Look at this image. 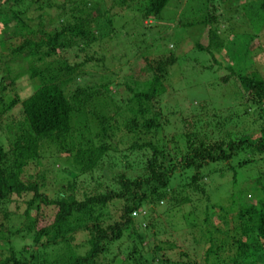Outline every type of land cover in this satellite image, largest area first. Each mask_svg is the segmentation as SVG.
<instances>
[{
	"label": "trees",
	"instance_id": "1",
	"mask_svg": "<svg viewBox=\"0 0 264 264\" xmlns=\"http://www.w3.org/2000/svg\"><path fill=\"white\" fill-rule=\"evenodd\" d=\"M145 1L144 5L137 8L139 16L143 19H157L169 2ZM46 2L48 0H0V25L4 27L2 31L12 38L20 39L16 45H11L8 56L0 60V69L4 71L1 73H5V76L0 78V93L8 90L5 84L7 79V86H15L16 81L23 75L31 82V91L23 99L14 97L5 103L0 96V119L19 105L13 141L6 142L4 146L0 140V242L9 246L8 238L15 236L28 238L30 241L28 248L24 247L17 253L20 254L17 258L11 249H7L8 254L5 256L0 253V264H33L30 260L32 246L45 250L55 243L65 245L67 237L80 231L89 236L87 243L90 248L85 255L69 256L66 260L63 257L49 260L44 254L37 264H96V259L106 252V245L120 240L122 230L133 223L131 214L140 209L146 197L143 189L147 188L150 193V204L167 201L166 191L170 180L176 177V174H185L181 189L203 197L205 193L200 186L204 178L201 174L202 168L219 163L227 164L239 153L247 150L264 153V123L259 114V136L254 139L250 135L233 139L226 133L224 138L210 142L204 141V138L198 137L192 130L195 123H188V129L192 131L183 135L184 146L182 150H178L180 160L176 159L173 163L176 150L169 151L167 143L164 145L160 142L159 145L158 141L162 136L156 138L161 131L160 114L154 108L143 109V106L139 105H142L143 101L154 102L162 93L164 87L163 84L161 86V81L165 79L167 68L174 63V58L164 55L160 58H140L144 71L141 74V69L136 70V76L146 75L150 79L147 83L151 93L133 91L125 86L129 95L125 102L129 116L121 118L119 107L108 110V102H103L108 94V84H100L96 88L76 84L85 74L84 67L87 64L101 61V58L93 60L95 52L88 55L84 51L96 42L93 32L96 31L98 20L103 19V25L109 27V16L92 15V7L86 9L85 1L80 0L71 4L68 10L63 6L59 8L62 14L58 16L60 18L56 20L57 25L51 32L37 33L36 29L45 19L42 5ZM124 7L127 9L128 5L124 4ZM258 9L264 10V0L258 4ZM203 10L205 14L202 19L207 23V41L205 47L198 48L206 52H209L210 47L219 50L223 43L212 28L216 22L215 17L207 12L205 5ZM34 20L37 24L32 27L29 24ZM90 22L93 23V29H90L91 24L88 25ZM71 48H76L82 55L72 64L65 57V51ZM136 66L135 63L133 69ZM244 68L241 65L229 67L230 75L224 82L232 78L241 93L247 94L245 102L262 111L260 107L264 104V81L257 71L245 73ZM110 102L112 103V100ZM112 106L114 105L111 104L110 107ZM217 124L216 127L219 128ZM115 133H119L120 142L125 139L129 143L126 151H144L147 154L139 163V167L137 163L132 166L121 163V166L124 164L129 170L138 167L136 170L143 169L145 173L133 179L125 175L119 176L116 179L119 190L115 193L84 194L81 200L76 199L75 193L84 187L83 183L77 181V175L83 177L92 173L100 168V163L108 152L114 153L119 144L114 141ZM45 154L56 159L55 162L52 159L54 164L61 162L76 172L64 185L65 196L49 199L43 192L44 180L49 170L42 164ZM123 158L124 156L120 161L123 162ZM252 163L253 160L250 159L237 162L233 167L227 166V171H230L233 180H236L237 172L247 169ZM29 166L33 174L24 179L23 172ZM258 173L251 181L248 192H264V173ZM18 199H21V204L24 205L19 216L22 223L21 229L13 230L9 225L12 213L6 206L14 203L17 210ZM113 199L123 202L119 222L103 227V209ZM169 199L172 200V197ZM191 200L193 203L201 202V198L196 196L193 199L185 196L175 204L191 206ZM40 206H50L54 209L52 219L43 226H39ZM216 209L220 211L223 208L212 206L205 209L203 223H208L209 217ZM235 216L236 221L231 229L223 231L213 226L208 227L210 230L200 235L202 241L207 243L201 262L191 260L184 264H257L259 258L263 261L264 203H260L258 208L253 205H241ZM194 226L197 225L193 223L191 228ZM72 238L73 236L71 240ZM138 240L140 247L144 245L140 236ZM192 242L194 246H199V242ZM153 251H158V248L153 247ZM28 254L29 259H25L24 256ZM127 260L132 264H141L139 250L134 248ZM262 261L260 264H264Z\"/></svg>",
	"mask_w": 264,
	"mask_h": 264
},
{
	"label": "rangeland",
	"instance_id": "2",
	"mask_svg": "<svg viewBox=\"0 0 264 264\" xmlns=\"http://www.w3.org/2000/svg\"><path fill=\"white\" fill-rule=\"evenodd\" d=\"M77 1L80 0H48L44 3L42 8L45 19L43 26L38 27L36 32H51L57 25L56 20L60 18L58 16L62 14L59 8L63 6L68 10L71 4ZM84 1L86 9L92 7L90 10L92 15L107 14L111 23L106 27L103 25V19L98 20L96 31L93 32L96 42L84 52L88 55L95 52L93 60L101 58V61L87 64L84 67L85 74L76 84L95 88L100 84H108V94L103 100L108 102V110L117 106L121 118L129 116L125 106L129 95L125 86L133 91L142 90L151 93L147 83L150 79L146 75L136 76L138 73L136 70L141 69V74L144 71L140 58H160L162 55L174 58V63L167 68L165 79L161 81V86L163 84L164 87L162 93L154 99V102L143 101L142 105H139L143 106V109L154 108L160 114L161 131L156 138L162 136L159 137L161 138L158 141L159 145L160 142L164 145L167 143L169 151L176 150L173 163L176 159L180 160L178 150L183 149L185 142L183 135L192 130L198 137L209 142L224 138L226 133L233 139L241 135H250L252 139L259 136L260 122L257 116L260 114L264 123V104L260 107L262 111H258L256 107L245 102L247 94L241 93L238 84L232 78H228L226 82L224 80L230 75L229 67L241 65L245 67V73L257 71L264 81V10L258 9L261 0H169L157 19L152 17L143 19L139 16L137 8L144 5L145 0H126L123 3L128 5L127 9L123 3L121 4L123 0ZM204 5L208 8L207 12L215 17L216 22L212 28L223 43L219 50L210 47L209 52H206L198 48L205 47L207 41L205 37L207 23L202 19L205 14ZM36 24L37 21L34 20L29 25L35 27ZM92 24L91 22L88 24L90 29H93ZM3 28L0 25L2 34L0 60H4L11 45H16L20 40L18 37L12 38L4 33ZM5 31L9 33L8 30ZM106 31L109 33L107 34ZM81 56L76 48L65 51V57L71 61L70 64L77 62ZM135 63L137 66L133 69ZM1 72H4L3 69H0V78L2 75L5 76V73ZM5 81L8 90L0 93L5 103L14 97L23 99L31 91V82L26 75L20 77L15 86H7L9 80ZM111 104L114 106L110 107ZM17 111L19 105L0 119V140L4 146L6 142H12L14 139L18 120ZM217 122L220 124L218 125ZM188 123H195V128L188 129ZM114 141L119 143L116 150L114 153L108 152L103 157L100 168L83 177L77 175V181L83 183L84 187L75 193L76 199L81 200L84 194L115 193L119 190V186L116 185L119 176L125 175L133 179L145 173L143 169H136L146 157V152L126 151L129 143L125 139L120 142L119 133H115ZM122 156H124L123 162L120 161ZM49 157L47 154L42 160L43 166L49 169L44 180L43 192L47 198L56 199L66 195L64 185L76 172L74 173L72 168L69 169V166L58 160L59 163L54 164L52 162L54 158ZM249 159L253 160V163L247 169L237 172L236 180H233L232 173L227 171V168ZM121 163L125 165L128 163L130 166L137 163L138 167L129 170L124 164L121 166ZM258 172L264 173V153L258 154L247 150L239 153L227 164L219 163L202 168L201 174L204 178L200 186L205 193L203 197L181 189L182 182L186 178L185 174H176V177L170 180V186L166 191L167 201L150 204L148 201L150 193L147 188L143 189L142 192L146 197L140 209L131 214L133 223L122 230L120 240L106 245V252L96 259V264H132L127 259L134 248L139 250L141 264H184L191 260L200 263L207 248V243L202 241L200 235L209 231L208 227L213 226L223 231L231 229L241 205H253L258 208L260 203H264V192L260 190L255 193L248 192L250 183L259 174ZM32 174L29 166L24 170L22 178L26 179ZM185 196L189 199L196 196L201 198V202L193 203L191 200V206H176ZM170 197L172 200L169 199ZM17 202V210L14 203L6 206L12 213L9 225L13 230L21 229L22 223L19 216L24 205L21 204V199ZM122 206L123 202L119 199H113L108 203L102 213L105 216L101 215L105 218L103 227L119 222ZM212 206L223 209L214 210L208 223L205 224L203 223L205 209ZM53 211L50 206H40L39 226L52 219ZM192 222L197 226L191 228ZM230 235H232L231 230ZM72 236L67 237L65 245L55 243L45 250L32 246L31 263L37 264L43 259L44 254L49 260L59 257L66 260L69 256L85 255L90 248L87 243L88 234L80 231ZM138 236L143 239L144 245L141 247ZM192 240L199 242L197 244L199 246H194ZM8 242L9 246L0 242V253L5 256L8 254L7 249H11L16 254V258L20 255L17 253L24 247L28 248L30 244L28 238L16 236L8 238ZM153 247L158 248V251H153ZM29 256L30 254L25 255L24 258L29 259ZM261 261L262 258H259L257 264Z\"/></svg>",
	"mask_w": 264,
	"mask_h": 264
}]
</instances>
